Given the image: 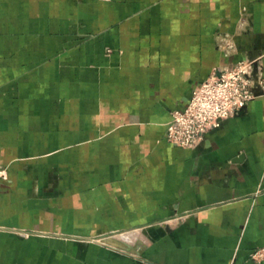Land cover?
Masks as SVG:
<instances>
[{
  "label": "crops",
  "instance_id": "crops-1",
  "mask_svg": "<svg viewBox=\"0 0 264 264\" xmlns=\"http://www.w3.org/2000/svg\"><path fill=\"white\" fill-rule=\"evenodd\" d=\"M256 57L264 0H0V264H264V94L166 139Z\"/></svg>",
  "mask_w": 264,
  "mask_h": 264
},
{
  "label": "built area",
  "instance_id": "built-area-1",
  "mask_svg": "<svg viewBox=\"0 0 264 264\" xmlns=\"http://www.w3.org/2000/svg\"><path fill=\"white\" fill-rule=\"evenodd\" d=\"M233 47L228 44V48ZM261 70V57L246 58L230 66L213 70L207 80L193 91L183 110L172 112L166 139L182 148L198 146L206 134L237 116L259 94H264V79L254 89V72ZM256 261L264 260V247L252 254Z\"/></svg>",
  "mask_w": 264,
  "mask_h": 264
},
{
  "label": "rangeland",
  "instance_id": "rangeland-1",
  "mask_svg": "<svg viewBox=\"0 0 264 264\" xmlns=\"http://www.w3.org/2000/svg\"><path fill=\"white\" fill-rule=\"evenodd\" d=\"M8 180H9V167L6 166V165L0 164V185L3 182H6ZM16 231L14 230V232H16ZM16 233L18 235H20L21 237H24V238L27 237V236H29V233L28 232H18L17 231ZM120 233L123 234L124 232H120ZM69 239H76V237L74 238L73 236H69ZM251 258L253 259L252 255H251ZM253 260H255V259H253Z\"/></svg>",
  "mask_w": 264,
  "mask_h": 264
},
{
  "label": "bare ground",
  "instance_id": "bare-ground-1",
  "mask_svg": "<svg viewBox=\"0 0 264 264\" xmlns=\"http://www.w3.org/2000/svg\"><path fill=\"white\" fill-rule=\"evenodd\" d=\"M121 237L123 238V239H130V234H128V233H123V234H121ZM132 237V236H131Z\"/></svg>",
  "mask_w": 264,
  "mask_h": 264
}]
</instances>
